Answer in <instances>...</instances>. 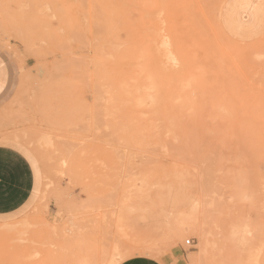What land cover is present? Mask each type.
Wrapping results in <instances>:
<instances>
[{"label":"rangeland","instance_id":"obj_1","mask_svg":"<svg viewBox=\"0 0 264 264\" xmlns=\"http://www.w3.org/2000/svg\"><path fill=\"white\" fill-rule=\"evenodd\" d=\"M0 57V264H264V0H0Z\"/></svg>","mask_w":264,"mask_h":264},{"label":"crops","instance_id":"obj_2","mask_svg":"<svg viewBox=\"0 0 264 264\" xmlns=\"http://www.w3.org/2000/svg\"><path fill=\"white\" fill-rule=\"evenodd\" d=\"M8 79L0 57V93ZM35 173L31 162L20 151L0 145V223L12 221L32 207ZM119 264H161L146 256H134Z\"/></svg>","mask_w":264,"mask_h":264},{"label":"built area","instance_id":"obj_3","mask_svg":"<svg viewBox=\"0 0 264 264\" xmlns=\"http://www.w3.org/2000/svg\"><path fill=\"white\" fill-rule=\"evenodd\" d=\"M187 244H190V241H188Z\"/></svg>","mask_w":264,"mask_h":264},{"label":"bare ground","instance_id":"obj_4","mask_svg":"<svg viewBox=\"0 0 264 264\" xmlns=\"http://www.w3.org/2000/svg\"><path fill=\"white\" fill-rule=\"evenodd\" d=\"M145 191V190H144Z\"/></svg>","mask_w":264,"mask_h":264}]
</instances>
